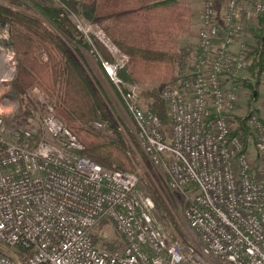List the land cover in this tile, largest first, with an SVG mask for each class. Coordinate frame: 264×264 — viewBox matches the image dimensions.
<instances>
[{"label":"built area","instance_id":"2783aa9c","mask_svg":"<svg viewBox=\"0 0 264 264\" xmlns=\"http://www.w3.org/2000/svg\"><path fill=\"white\" fill-rule=\"evenodd\" d=\"M201 5L190 72L161 90L166 121L124 89L117 71L127 56L103 29L72 16L123 100L136 144L183 197L190 240H170L138 176L81 155V142L47 104L40 121L47 138L30 140L35 129L6 127L0 116V243L9 248L0 250V264H264V106L248 111L247 136L230 119L234 81L254 57L242 35L252 17L264 16V0ZM16 64L0 39L5 107H16L8 98Z\"/></svg>","mask_w":264,"mask_h":264},{"label":"trees","instance_id":"16d2710c","mask_svg":"<svg viewBox=\"0 0 264 264\" xmlns=\"http://www.w3.org/2000/svg\"><path fill=\"white\" fill-rule=\"evenodd\" d=\"M27 1L31 0H0V27L5 29L1 40L12 46L17 63L11 89L25 94L38 88L44 94L41 108L45 111L47 104L53 107L55 116L81 142V155L104 168L136 171L135 154L120 134V128L112 124L107 100L86 66L81 51L89 45L72 16H81L87 23L103 29L120 53L127 56L117 71L124 89L126 83L152 85L141 95L143 106L166 121L161 92L154 85L182 71L180 63H185L189 52L179 48L178 40L191 30L190 3L185 0H56V7L36 4V11L46 19L41 21L18 9ZM261 36L249 67L255 85L264 72V34ZM96 43L104 57L111 60L106 49ZM136 99L141 105L140 98ZM22 107L24 118L36 111L34 101L29 100ZM246 117L239 118L237 128L244 133L248 129ZM93 119L108 123L113 137L110 139L91 129L89 122ZM40 138L39 129L33 130L29 137L30 140ZM25 139L22 135L21 142Z\"/></svg>","mask_w":264,"mask_h":264},{"label":"rangeland","instance_id":"374dc122","mask_svg":"<svg viewBox=\"0 0 264 264\" xmlns=\"http://www.w3.org/2000/svg\"><path fill=\"white\" fill-rule=\"evenodd\" d=\"M56 0H31L27 1L24 5L18 7V9L25 14L31 15L41 21L46 20L45 17L39 14L36 11V4L40 6H47V7H56ZM49 26L47 23H45ZM5 34V29L0 27V39H2V35ZM264 34V16H255L252 17L247 25L245 26L244 31V38L242 40L245 46H248L250 50L256 48L260 41V36ZM187 33V42L186 45H190L193 40L191 37L188 38ZM262 37V36H261ZM190 40V41H189ZM195 45L192 44L190 46L192 49ZM82 54L89 59L90 63L96 68V72L100 75L98 78L90 71V75L95 78V80L99 83V87L107 100V106L112 116V124L120 128V134L125 138L127 144L132 149L135 157L137 159V168L136 171H133L139 179L138 188L143 193L149 195L155 205L154 209V217L157 220L161 229L167 234L170 240H178L182 245H185L187 241L191 238V232L187 227L186 221L183 216V209H184V200L183 197L169 189L166 185V176L158 167L153 166L148 159L144 156L142 150L136 144L135 140V129L132 123V120L126 110L125 104L121 99L119 93L116 90V87L111 83V81L103 76L100 72V68L98 64L95 62L94 58L90 55L89 48L82 49ZM90 52V53H89ZM189 52V51H188ZM92 54V53H91ZM254 54V52H253ZM190 56V52L188 54ZM255 57V54H254ZM253 57V60H254ZM252 60V63H253ZM178 62V61H177ZM86 63V62H85ZM180 63V62H179ZM251 63V64H252ZM189 64V57L188 61L185 64L183 62L180 63V68H187ZM17 66V65H16ZM184 66V67H182ZM250 67V66H249ZM249 67L239 72V77L235 79L234 84L236 87V94L238 97V102L235 106V110L231 114V127L233 130H237L239 118L246 117L248 111L251 108H257L260 106H264V72L261 73L259 82L255 85L254 79L252 78ZM99 69V70H98ZM88 71V73H89ZM184 70L180 71L179 73L176 72L174 75L163 82H160L154 86L158 87V90H161L167 84L174 81L178 76L183 74ZM189 72V71H188ZM187 72V73H188ZM185 73V72H184ZM186 73V74H187ZM11 82L10 88L8 90V98L10 102H14L16 107L12 115L5 117V126H15L16 127H28L35 130H41L40 128V121L44 114V110L41 108L44 94L36 87L30 89L25 94L16 93L11 89ZM152 85L145 84V85H132L126 83L125 87L127 90H132L135 92L138 98H140L141 105L143 106L142 100L143 97L141 96L142 93L146 90L151 88ZM255 91V94H254ZM34 101V105L36 108L35 113L33 116H25L23 115V105L27 103V101ZM162 102H164L162 100ZM165 111H166V104ZM144 107V106H143ZM145 108V107H144ZM147 109V108H146ZM149 110V109H148ZM167 120V114H166ZM100 121L99 119H93L89 122V126L96 132H100L105 134L108 138H112V130L109 128L108 123L105 124L104 127H96L93 122ZM246 126V124H245ZM42 131V130H41ZM243 132V131H242ZM248 129H245V135L247 136ZM42 137L47 138V136L42 131ZM250 138V137H249ZM250 142V139L247 141ZM114 236L116 232L111 229L110 230ZM113 235H111L113 237ZM0 250L3 252H8L9 248L5 245L0 243Z\"/></svg>","mask_w":264,"mask_h":264},{"label":"crops","instance_id":"0c3cea01","mask_svg":"<svg viewBox=\"0 0 264 264\" xmlns=\"http://www.w3.org/2000/svg\"><path fill=\"white\" fill-rule=\"evenodd\" d=\"M185 1L189 2L190 3V7H191V12H190L191 30L188 33L189 34L188 38L191 37L193 40H191L192 43L190 45H186L185 46V44L187 42V34H186L184 37H182L181 39L178 40V46H179V48L190 52V50H192V48L190 46H192V44L193 45L196 44V34H197V30H198V28L200 26V23H201V8H202V5H201V0H185ZM242 37L244 38V34L242 35ZM234 47L236 48V45ZM188 54L189 53H187V55ZM90 55L94 58V56L91 53H90ZM188 57H189V64H187L188 65L187 68H183L182 69L185 72V73L182 72L183 74H186L188 71L190 72V68H191V54H190V56L189 55L186 56L185 63H186V61H188ZM83 58H84V60H85V62L87 64V66L89 67V69L98 78V76H100V75L96 72V70H95L96 68H94V66L90 63V61L87 58V56L85 57L83 55ZM94 60H95V58H94ZM95 62L98 64V62L96 60H95ZM182 62H184V61H182ZM98 66H99V64H98ZM182 67H184V66H182ZM99 68H100L101 74L103 76H105L100 66H99Z\"/></svg>","mask_w":264,"mask_h":264},{"label":"clouds","instance_id":"9594fccd","mask_svg":"<svg viewBox=\"0 0 264 264\" xmlns=\"http://www.w3.org/2000/svg\"><path fill=\"white\" fill-rule=\"evenodd\" d=\"M15 105L9 104L7 107L0 105V116H10L14 112Z\"/></svg>","mask_w":264,"mask_h":264},{"label":"water","instance_id":"95a60500","mask_svg":"<svg viewBox=\"0 0 264 264\" xmlns=\"http://www.w3.org/2000/svg\"><path fill=\"white\" fill-rule=\"evenodd\" d=\"M254 94H255V91H254Z\"/></svg>","mask_w":264,"mask_h":264}]
</instances>
